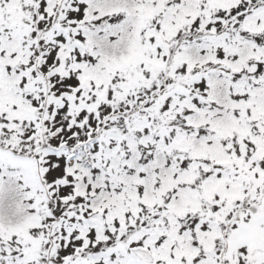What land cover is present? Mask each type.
I'll return each mask as SVG.
<instances>
[{
    "label": "snow or ice",
    "instance_id": "snow-or-ice-1",
    "mask_svg": "<svg viewBox=\"0 0 264 264\" xmlns=\"http://www.w3.org/2000/svg\"><path fill=\"white\" fill-rule=\"evenodd\" d=\"M0 264H264V0H0Z\"/></svg>",
    "mask_w": 264,
    "mask_h": 264
}]
</instances>
